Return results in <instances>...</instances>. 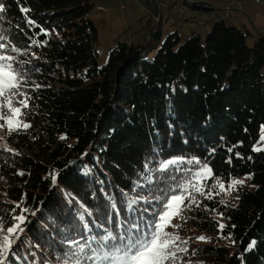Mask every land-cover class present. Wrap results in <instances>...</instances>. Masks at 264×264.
Listing matches in <instances>:
<instances>
[{"label": "trees", "instance_id": "obj_1", "mask_svg": "<svg viewBox=\"0 0 264 264\" xmlns=\"http://www.w3.org/2000/svg\"><path fill=\"white\" fill-rule=\"evenodd\" d=\"M95 2L0 0V43L25 53L13 64L29 62L21 90L31 97L22 109L27 115L17 117L31 127L10 136L0 131L6 137L0 140V217L10 226L21 214L20 208L10 211L17 203L29 210L23 242L13 246L6 264H74L70 240L84 243L81 237L102 233L117 212L145 227L167 195L179 194L205 164L212 170L205 185L244 182L212 199L196 194L199 207L180 213L186 222L179 218L178 228L165 229L187 240L180 245L187 252L169 264H264V35L249 46L248 31L235 36V26L221 20L204 38L192 32L182 42L176 31L163 37L148 18L153 44L118 36L100 65ZM175 158L200 163L158 171ZM145 163L154 171L146 172ZM134 182L141 185L135 192ZM126 193L151 202L129 213Z\"/></svg>", "mask_w": 264, "mask_h": 264}, {"label": "snow or ice", "instance_id": "obj_2", "mask_svg": "<svg viewBox=\"0 0 264 264\" xmlns=\"http://www.w3.org/2000/svg\"><path fill=\"white\" fill-rule=\"evenodd\" d=\"M4 11V5L0 4V13ZM22 11L27 10L22 9ZM28 23L31 24L32 21L29 20ZM0 40H4L3 35H0ZM36 43V41H33V44ZM8 52L16 53L17 55L7 54ZM24 54L15 46L7 49L5 44L0 43V109H7L6 113L0 111V121H3V123H0V131L6 129V135L8 136L13 132L18 134L21 124L24 130L31 127L30 124L23 123L22 120L17 119V117L27 115L22 109L28 107V101L31 99L26 92L21 90L27 83V75L30 71L24 65L29 62L19 61L18 67H14L13 64V62L17 61V56ZM36 87H39V85H36ZM17 96L21 97V99L17 100ZM5 138V136H0V140ZM61 139H65V137L62 136ZM261 140H264V136L261 137ZM3 148L11 150L7 143L3 145ZM254 150L259 151L260 149ZM228 162L230 163L231 161ZM183 163L199 164L200 161H185L182 158L170 159L161 162L158 171L165 173L170 167ZM145 171L154 170L149 168L148 163H145ZM19 174L23 175V173ZM211 176L212 170L206 164L198 171L193 172L192 180L179 187V194H175V190H173V194L167 195L162 205L163 210L155 212V219L149 221L145 227L131 219H120L121 213L117 212L116 219H113L112 216L108 218V223L113 226L105 228L102 233L81 237L84 243H81L80 240H70L69 248L72 245H76V250L71 253V256L76 258L74 264H81V261H92V264H169V262L176 261L178 252H187L186 247H180L181 244L186 245L187 240L182 241L175 231L171 233L165 231L166 227H172L173 229L179 227L178 225H172L171 220L178 216L182 221L186 222V218L181 216L180 213L190 210L193 204L199 207L196 194L204 199H212L214 195H219L221 192L228 193L233 191L235 185L243 184L244 182L243 180L234 179L227 188H225L220 179H215L210 186L201 183V181ZM144 178L148 183L152 182L150 177L145 176ZM245 179H251V176ZM52 183L53 185L56 183L55 174L52 176ZM139 187L141 185L134 182L132 191L135 192ZM217 188H219V192L214 191ZM125 195L127 196V210L129 213L136 211L134 206L139 202H151L146 196L133 197L127 193ZM154 199L156 202H160L162 197L158 195ZM186 200L188 201L187 204L185 203ZM22 203L23 201L17 203L15 208L10 210L14 213L17 208L21 209V214L11 217L15 223H11L10 226L6 225L5 218L0 217V264H6L8 254L13 252V246L17 244V241H21V235L25 233V228L21 227V225L25 223L27 217L23 213L29 210L21 208ZM112 208H116L115 203H113ZM144 211H148V209H144ZM31 215H35V212H32ZM80 219L83 221V216ZM101 227L103 226L101 225ZM219 228L223 230L224 225H219ZM83 229L86 233L91 232V227L88 223L83 224ZM196 239L206 241L207 238L200 236Z\"/></svg>", "mask_w": 264, "mask_h": 264}, {"label": "rangeland", "instance_id": "obj_3", "mask_svg": "<svg viewBox=\"0 0 264 264\" xmlns=\"http://www.w3.org/2000/svg\"><path fill=\"white\" fill-rule=\"evenodd\" d=\"M253 1L244 0L247 5H253ZM226 2L225 0H96L94 15L91 18L98 29V62L100 65L106 62L118 36L120 40L125 39L140 43L142 39H139V36L142 35L143 41L153 44L155 40L147 34L146 24L148 18L152 19V24L159 25L160 29L163 30V37L167 32L176 31L182 42L192 32L204 38L212 25L221 20L228 25H234L237 36L243 31L241 24L244 23L246 29L252 34L245 37V42L247 45L252 46L254 39L259 34L257 24L249 21L243 13L237 11L231 13L230 19H224L223 14L225 11L223 8ZM195 3L208 5L213 7V10H198L192 6ZM263 7L264 0L259 5L246 6L245 9L250 12L252 8L260 9ZM152 9H154V14L150 13V16H148L149 11ZM154 17L158 18V21H154ZM143 35L145 36L143 37ZM0 123H3V121H0ZM260 136H264V126ZM261 137L260 146H263L264 140H261ZM178 223V216L171 220L172 225Z\"/></svg>", "mask_w": 264, "mask_h": 264}, {"label": "crops", "instance_id": "obj_4", "mask_svg": "<svg viewBox=\"0 0 264 264\" xmlns=\"http://www.w3.org/2000/svg\"><path fill=\"white\" fill-rule=\"evenodd\" d=\"M227 1L226 2V5L225 7L223 8L224 11L226 10V8H229L230 10L228 11V15L226 16L225 13L223 14V18L224 17H228L226 19H230V15L233 11H237V12H240V13H243L244 16H247L249 19V21L257 24V28L259 29V35H264V7L263 8H252L250 9V12L248 11V9H245L246 6H253L254 4H257L259 5V3L262 1L260 0L258 3L255 2V0L253 1V5L249 4L247 5V3L244 2V0H240V3H236L235 0H225ZM238 2V1H237ZM213 9V7H212ZM235 9V10H234ZM225 19V18H224ZM253 20V21H252ZM236 23L238 24V22L236 21ZM241 24V23H240ZM241 27H242V30L243 31H248L246 29V26L244 23L241 24ZM249 32V31H248ZM250 33V32H249ZM240 34V33H239ZM239 34H237V36H240ZM250 35H252L250 33ZM145 35H143L144 37ZM235 36H236V33H235ZM257 36V37H258ZM139 39H142V35L139 36ZM137 40V39H136Z\"/></svg>", "mask_w": 264, "mask_h": 264}, {"label": "built area", "instance_id": "obj_5", "mask_svg": "<svg viewBox=\"0 0 264 264\" xmlns=\"http://www.w3.org/2000/svg\"><path fill=\"white\" fill-rule=\"evenodd\" d=\"M238 1V2H237ZM236 1V3H240V0H237ZM255 2L256 3H258L259 2V0H255ZM230 9L229 8H226V10H225V15H228V11H229Z\"/></svg>", "mask_w": 264, "mask_h": 264}, {"label": "bare ground", "instance_id": "obj_6", "mask_svg": "<svg viewBox=\"0 0 264 264\" xmlns=\"http://www.w3.org/2000/svg\"><path fill=\"white\" fill-rule=\"evenodd\" d=\"M227 16V15H226ZM154 21H158V18L154 17Z\"/></svg>", "mask_w": 264, "mask_h": 264}, {"label": "water", "instance_id": "obj_7", "mask_svg": "<svg viewBox=\"0 0 264 264\" xmlns=\"http://www.w3.org/2000/svg\"><path fill=\"white\" fill-rule=\"evenodd\" d=\"M247 17V16H246ZM247 19H249L248 17H247Z\"/></svg>", "mask_w": 264, "mask_h": 264}]
</instances>
